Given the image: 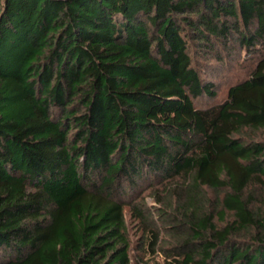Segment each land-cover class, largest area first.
Returning <instances> with one entry per match:
<instances>
[{"label":"trees","instance_id":"1","mask_svg":"<svg viewBox=\"0 0 264 264\" xmlns=\"http://www.w3.org/2000/svg\"><path fill=\"white\" fill-rule=\"evenodd\" d=\"M190 50L245 78L199 107L214 72ZM246 132L264 133V0H0V264H131L128 221L163 264H264Z\"/></svg>","mask_w":264,"mask_h":264},{"label":"rangeland","instance_id":"2","mask_svg":"<svg viewBox=\"0 0 264 264\" xmlns=\"http://www.w3.org/2000/svg\"><path fill=\"white\" fill-rule=\"evenodd\" d=\"M190 52L193 54V60L196 67L202 68L203 70H213L214 74L211 76V80L215 86L214 91L216 93V96L212 98L203 97L200 98V100H197L196 103L200 107L210 106V105H217L220 103V101L224 98L226 89L233 84L234 82L244 79L245 78V68L247 63H243L240 65L241 59H239L238 56L232 57V59H223L218 60L217 58H214L213 55H196L191 50ZM244 53L241 52V56H243ZM212 74V73H210ZM245 138L247 140L251 138L255 139H264V133L262 132H246ZM154 179H152L150 182H152ZM149 182V183H150ZM147 184V183H146ZM146 184H139L138 189L136 191L132 192V199H135L138 194V190H142L139 192L141 195H146L145 202L149 204V206H152L151 209L153 210L155 206V203L152 201L150 197H147L148 190L143 192V189H145ZM143 192V193H142ZM150 192V191H149ZM205 195L209 200H217L219 196H222V190H219L218 192H214L210 189L205 190ZM256 195L258 202H261L264 205V191H261L260 189H256ZM127 209H125V215L128 221V214ZM129 226V234L132 239V250L130 251L132 262L131 264H163V256L162 255H155L154 258H152L148 253L141 250V245L138 243V235L139 232L137 231V226L134 225V223H130L128 221ZM162 240L164 243L161 242V244H164L171 247L173 242L171 240H168V236L165 234H162ZM137 243V245H136Z\"/></svg>","mask_w":264,"mask_h":264}]
</instances>
